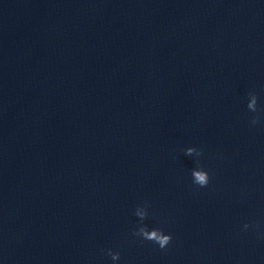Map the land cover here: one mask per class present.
<instances>
[{"label": "clouds", "instance_id": "clouds-1", "mask_svg": "<svg viewBox=\"0 0 264 264\" xmlns=\"http://www.w3.org/2000/svg\"><path fill=\"white\" fill-rule=\"evenodd\" d=\"M248 96L249 102L247 104V108L251 113H256V115L250 117L249 123L250 126H256L257 124L261 123L260 113L264 112V109H258V96L254 91H250L248 93ZM184 154L190 157H201L203 156V151L195 147H188L184 150ZM196 163L197 166L191 170L192 183L199 188H207L211 182L210 173L199 163V160H197ZM149 206L150 205L145 202L143 206H137V208L135 209L134 215L139 218L141 224L137 229L133 231L132 234L134 236L140 237L142 240L153 242L154 244L158 245L160 249H166L172 241V235L165 234V232L160 228L149 229L147 225H144L142 223L148 216L147 209ZM250 227H252V225H250L249 223H245L243 225L244 230H247ZM107 254L111 256V259L113 261H117L120 259L119 252H113L111 249H109L107 251Z\"/></svg>", "mask_w": 264, "mask_h": 264}]
</instances>
